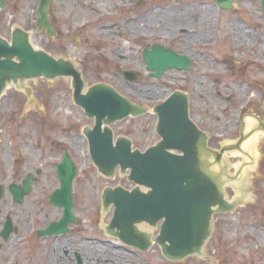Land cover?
<instances>
[{"label": "rangeland", "instance_id": "374dc122", "mask_svg": "<svg viewBox=\"0 0 264 264\" xmlns=\"http://www.w3.org/2000/svg\"><path fill=\"white\" fill-rule=\"evenodd\" d=\"M260 2L237 0L231 10H223L212 0H52L48 15L56 34L48 36L35 23L38 0H11L0 11V37L10 40L12 29L19 28L28 33L33 48L75 59L73 65L86 88L107 84L135 104L151 108L173 91H185L191 119L207 134L209 147L219 150L244 132L247 118L257 124L249 131L263 130L256 121L264 124ZM151 45L188 54L192 69H171L158 79L148 76L141 52ZM118 68L135 72L138 81L124 79ZM23 86L28 97L24 88L8 86L0 98V222L13 212L26 227L32 205L49 210L45 201L30 200L58 187L54 169L67 153L78 170L73 196L79 223L90 231L87 218L95 215L104 225L111 211L105 215L98 211L103 188L131 186L124 176L103 178L93 167L79 132L93 124L69 100V79H34ZM155 122L147 114L116 122L111 128L115 137H127L133 148L142 151L158 140ZM258 135L255 160L251 157L246 164V158L233 157L231 153L239 149L224 156L236 178H243L241 171L248 167L246 197L233 212L213 217L205 257H190L185 264H264V132ZM28 175L37 181L31 195L16 204L8 188ZM92 233L101 236L97 230ZM141 258L149 259L148 264H166L157 249Z\"/></svg>", "mask_w": 264, "mask_h": 264}, {"label": "water", "instance_id": "95a60500", "mask_svg": "<svg viewBox=\"0 0 264 264\" xmlns=\"http://www.w3.org/2000/svg\"><path fill=\"white\" fill-rule=\"evenodd\" d=\"M6 1L11 0H0V11L5 10ZM213 1L230 10L237 0ZM50 4L51 0H39L35 12L37 29L45 30L48 36L54 34L49 24ZM260 4L264 11V0ZM12 31L10 40L0 37V96L10 83L24 88L23 82L34 79L68 78L69 100H73L93 124L92 128L86 126L79 132L97 172L112 178L119 171L127 174L128 182L134 185L131 190L103 188L98 211L112 208L113 215L107 226L108 230H117L112 236L143 252L156 245L162 257L172 262L203 256L213 216L232 212L239 203L237 198L240 202L243 200L248 172H243V178L230 175L224 153L239 149L245 136L264 132L262 122L256 118L263 130L240 132L234 144L218 151L211 149L207 135L189 118L187 94L174 91L151 110L157 118L154 132L158 142L146 146L144 151L133 149L127 137L118 135L115 139L111 126L147 114L146 107L132 103L107 85L86 88L71 62L34 49L26 32L18 28ZM142 58L149 76L156 79L170 69L186 70L189 63L186 56H178L159 45L144 49ZM122 74L136 81L135 74ZM12 84L8 86L14 87ZM24 97H28L25 88ZM55 173L60 188L49 202L63 207L72 218L71 188L77 168L67 153L63 154ZM31 186L32 176H28L22 187L11 185L9 191L14 200L21 201L23 195L29 194ZM225 194L228 200L235 199L229 202ZM141 224L149 229L159 227L158 234L153 237L148 232H139L137 226Z\"/></svg>", "mask_w": 264, "mask_h": 264}, {"label": "flooded vegetation", "instance_id": "af4514ba", "mask_svg": "<svg viewBox=\"0 0 264 264\" xmlns=\"http://www.w3.org/2000/svg\"><path fill=\"white\" fill-rule=\"evenodd\" d=\"M170 50L178 56H186L189 59L186 70H174L186 72L192 69L193 59L191 56L186 53H177L173 49ZM70 60L75 61V59ZM144 65L147 71L145 62ZM117 71L119 75L122 71L131 72L128 69L125 70V68H118ZM123 76L125 77V75ZM25 178L26 176L20 179V183L17 185H12L22 187L23 182L26 180ZM36 181L34 180V182ZM53 191L49 195L32 197L30 201L34 199H36V202L45 201L48 204L49 210H40L32 205L34 210L31 213L29 224L26 227L22 225V218L18 217L15 213L8 212L4 215L0 222V264H148L149 259L141 258L143 257L142 250L121 243L116 237L112 236L117 230L107 229L106 224L110 222L113 215L112 212L110 213L108 221L102 226L99 225V220L95 219V215L88 217L87 222L89 226H86V228L90 231H87L79 223L75 212L73 186L71 192L72 218L68 216V213L63 207H56L49 204V199ZM31 192L32 188L29 194L22 196L21 201L14 200V197L11 195L12 201L16 204H21L25 201L26 197L31 195ZM97 213L99 214L98 211ZM100 215H105V212L101 211ZM93 230H97L101 236H92ZM137 230L141 233L143 232V228L137 227ZM154 249L159 251L156 246L152 250ZM161 260L166 264H185V261H187L186 259L171 262L163 258ZM207 262L209 261L207 260ZM209 264L211 263L209 262Z\"/></svg>", "mask_w": 264, "mask_h": 264}, {"label": "bare ground", "instance_id": "6f19581e", "mask_svg": "<svg viewBox=\"0 0 264 264\" xmlns=\"http://www.w3.org/2000/svg\"><path fill=\"white\" fill-rule=\"evenodd\" d=\"M256 121L258 122V120H256ZM254 127H257V124L255 123V121L253 119L247 118V120H244V132H247L250 129H253ZM258 134L259 133L254 134L248 139H247L248 136H245L244 140L245 139H247V140L244 143H242L244 141L243 140L239 146V150L236 152H232L231 155L233 157H244V158H246L244 160L246 162V164L248 163V160L251 157L254 159V157L258 156V152H257V144L258 143L257 142L260 139ZM247 169H248V167H246V169L245 168L242 169V171H241L242 176H243V172H247ZM246 195H247V193H244L243 198L246 197ZM140 228H143V227H140Z\"/></svg>", "mask_w": 264, "mask_h": 264}]
</instances>
